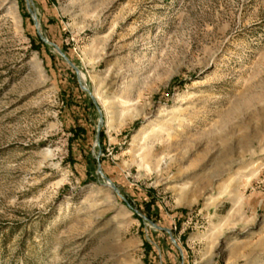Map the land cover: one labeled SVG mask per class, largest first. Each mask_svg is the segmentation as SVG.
Returning <instances> with one entry per match:
<instances>
[{
	"label": "rangeland",
	"instance_id": "rangeland-1",
	"mask_svg": "<svg viewBox=\"0 0 264 264\" xmlns=\"http://www.w3.org/2000/svg\"><path fill=\"white\" fill-rule=\"evenodd\" d=\"M0 264H264V0H0Z\"/></svg>",
	"mask_w": 264,
	"mask_h": 264
},
{
	"label": "water",
	"instance_id": "water-1",
	"mask_svg": "<svg viewBox=\"0 0 264 264\" xmlns=\"http://www.w3.org/2000/svg\"><path fill=\"white\" fill-rule=\"evenodd\" d=\"M33 20H34V22H35V24H37V21H36V18H35V16L33 15ZM39 36L42 38V40H44V41H46V42H49L46 38H44V37H42V35L39 33ZM50 44H52L57 50H59L60 51V53L67 59V57H66V55L59 49V47L56 45V44H54V43H52V42H49ZM68 60V59H67ZM69 62V61H68ZM111 187L114 189V191L120 196V197H122L125 201H126V199L121 195V193H120V190H119V187L116 185V184H114V183H112L111 184Z\"/></svg>",
	"mask_w": 264,
	"mask_h": 264
},
{
	"label": "trees",
	"instance_id": "trees-1",
	"mask_svg": "<svg viewBox=\"0 0 264 264\" xmlns=\"http://www.w3.org/2000/svg\"><path fill=\"white\" fill-rule=\"evenodd\" d=\"M37 39H38V41H40L41 42V40L39 39V37H37ZM149 202H151L150 200H148V201H146L145 203H149ZM149 207H150V204L148 205ZM151 213H153L155 216L156 215H159L158 214V212H157V209H155V207H154V210H149V211H147L146 212V215L149 217V218H152V214Z\"/></svg>",
	"mask_w": 264,
	"mask_h": 264
}]
</instances>
